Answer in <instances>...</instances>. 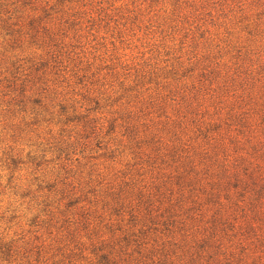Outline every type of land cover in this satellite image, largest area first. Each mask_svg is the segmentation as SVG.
<instances>
[{
	"label": "rangeland",
	"instance_id": "obj_1",
	"mask_svg": "<svg viewBox=\"0 0 264 264\" xmlns=\"http://www.w3.org/2000/svg\"><path fill=\"white\" fill-rule=\"evenodd\" d=\"M14 75L36 114L14 104ZM256 164L264 0H0V236L30 257L190 264L209 239L221 264H264V189L238 185ZM53 183L73 195L64 215L39 211Z\"/></svg>",
	"mask_w": 264,
	"mask_h": 264
},
{
	"label": "trees",
	"instance_id": "obj_2",
	"mask_svg": "<svg viewBox=\"0 0 264 264\" xmlns=\"http://www.w3.org/2000/svg\"><path fill=\"white\" fill-rule=\"evenodd\" d=\"M7 81H8V86L11 87L13 94H14L15 91L18 90V95L16 96V98H14V101H15L14 104L18 108H20V106H21V108L23 110H29V111L36 109L35 111H31V113L34 112L36 114L37 113V109L43 107L42 103H41V100L39 98H35V97L32 98V95H25V86L27 85L28 81H25L22 78L16 77V75H14V77L12 76L11 79L7 78ZM29 104H30V106H29ZM33 117L36 118V116H33ZM83 118H86V117L83 116ZM86 124L87 123L85 122L83 124V127ZM78 136L81 137V133H77V137ZM65 154H68V153H65ZM57 158H58V156H57ZM11 163H12V167L15 168L16 167L15 161L12 160ZM244 171H248L247 174H244V173L243 174H244V177H247V175H249L248 176L249 180L240 181V183L238 184L239 187H240V190L242 192H244V193H248V199L249 200H251V199L260 200L262 198L263 189H264L263 188V184L264 183L262 182V180L264 179V176L261 177V175L263 174L264 171H260L259 165H257V164L255 166H253V167H250V168H244ZM11 177L12 176L10 175L9 179H8L9 181H10ZM258 182L259 183H263V184L258 185ZM11 183H12L11 188L13 186H16V183H14V182H11ZM54 186H55L54 183L53 184H49L46 187L45 186H41L39 184L38 187L36 188L35 191H40V190H43V189H46V191H47V193H44V196H43L42 200L37 203L38 205L41 204V206H42V211H41V208H39V211L43 212L45 215L48 214L49 216H53V213L56 212V211L59 212L61 215H64V212L75 203V201L72 200L73 195L69 191H68L67 194H65V192L62 191V190H54V188H55ZM23 190H24V192H22V193L19 192V195H18L19 199L21 200V202L23 201L22 199H24L26 197V195H30L32 193V191L29 188L23 189ZM55 196H58V198L56 200L53 199ZM66 197H67V200H66ZM62 199H64V201H66L63 204L64 210L60 209V206H61L60 202H61ZM11 218H13V216ZM38 218L39 217L34 215L33 218L31 219V224L32 225L36 224L37 221H38ZM49 219L53 220L54 218L53 217H49ZM211 228L214 230L217 227L216 226L215 227L211 226ZM223 230L224 229H222V231ZM123 235H124V239L128 240L131 236L134 235V233H131L130 231H127ZM226 235L227 234L225 232L220 235L221 241L225 238L223 236H226ZM212 236L213 235H211V237ZM220 238H219V236H217L215 238L214 242L212 243L213 245H215L218 248L222 247V243L218 242V240ZM18 240H16V238H13V237L5 238L4 236H0V260L1 261H6V262L11 261V259L12 258L15 259V256L17 254H19L20 251H21L20 256L23 258V261L25 260V263L27 262V264H30L32 261H34L32 264H60L61 263L60 259L58 260V262L56 260L57 254L51 255V256H46L45 255V256L42 257V251L44 249V246H42V245H41L42 248L37 247V248L33 249V253L35 254V257H30L31 249L26 248V246H24V245L29 244V241L20 240L21 244H19L18 246H20L21 249H18V246H15V243H17ZM208 240L209 239H207V241L205 240L203 242L202 246L200 244H196L195 247H193V249H192V245H191V247H190L191 249L188 248V250L185 251V253H189L190 250H193L189 254V256H190L189 260L186 258L187 262H185V263L189 262L190 264H192L195 261L196 258L202 259L204 257L203 256V253H204V254H208V258L205 259L206 260V264H209V262H207V261H209L210 258L213 259V263L214 264H221L222 260L215 258L216 257L215 254H213L210 250H204L205 249L204 247L206 245H209V246L211 245V244L207 243ZM128 243H129V240H128ZM174 244H175V242L172 243V245H174ZM196 246H198L199 249L203 248V250L197 249ZM177 247H179V251L182 252L183 245L177 243ZM55 250H57V249H55ZM229 256L231 258H233L234 254L230 253ZM180 259L182 260V257ZM104 264H121V263L117 260V256L113 254L111 256V258L108 257V259H106V262Z\"/></svg>",
	"mask_w": 264,
	"mask_h": 264
}]
</instances>
